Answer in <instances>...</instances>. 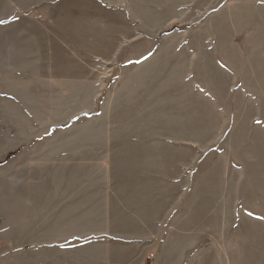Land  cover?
I'll use <instances>...</instances> for the list:
<instances>
[{"label": "rangeland", "instance_id": "374dc122", "mask_svg": "<svg viewBox=\"0 0 264 264\" xmlns=\"http://www.w3.org/2000/svg\"><path fill=\"white\" fill-rule=\"evenodd\" d=\"M257 2L0 0V264H264Z\"/></svg>", "mask_w": 264, "mask_h": 264}, {"label": "crops", "instance_id": "0c3cea01", "mask_svg": "<svg viewBox=\"0 0 264 264\" xmlns=\"http://www.w3.org/2000/svg\"><path fill=\"white\" fill-rule=\"evenodd\" d=\"M257 5H259V6H261V8L260 9H262V8H264V0H259V2H257ZM262 12H259L260 14V16L262 17H264V10L262 9L261 10ZM246 21H248V20H245V22ZM258 36H259V38H261V39H263L264 40V25L262 24V27L259 29V34H258ZM260 40V39H259ZM260 42H261V40H260ZM238 66L236 65V68H237ZM240 68H242V65H240ZM236 70H238V68L236 69ZM237 75L239 76V80H240V82L239 83H237V87L235 88V89H239L240 91L243 89V86H242V83H243V81H242V77H243V74L241 73V71L240 72H236V77H237ZM248 91H251V89H248ZM19 151H17V150H15V151H13L12 152V154H11V156H14V155H16L17 153H18Z\"/></svg>", "mask_w": 264, "mask_h": 264}, {"label": "trees", "instance_id": "16d2710c", "mask_svg": "<svg viewBox=\"0 0 264 264\" xmlns=\"http://www.w3.org/2000/svg\"><path fill=\"white\" fill-rule=\"evenodd\" d=\"M10 156V155H9ZM26 250H28V249H26Z\"/></svg>", "mask_w": 264, "mask_h": 264}]
</instances>
